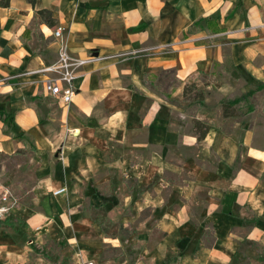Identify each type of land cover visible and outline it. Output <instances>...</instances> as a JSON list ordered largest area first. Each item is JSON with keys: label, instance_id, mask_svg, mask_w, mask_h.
I'll use <instances>...</instances> for the list:
<instances>
[{"label": "crops", "instance_id": "obj_1", "mask_svg": "<svg viewBox=\"0 0 264 264\" xmlns=\"http://www.w3.org/2000/svg\"><path fill=\"white\" fill-rule=\"evenodd\" d=\"M10 1L9 7L0 3V156L61 145L68 152H89L92 164H98L96 142L116 147L113 153L128 150L124 164L131 175L142 178L151 168L158 172L153 204L172 203L159 217L164 235L147 260L170 264L175 256L176 264H230L234 229L248 224L246 209L261 220L264 215V155L256 153L264 152L249 146L246 159L237 164L241 145L219 123L223 112L211 115L205 100L197 117L211 130L199 140L182 102L188 83L218 68L264 77V0ZM41 9L55 12V27L40 21L36 11ZM57 27L64 29L72 54L99 57L81 69L70 104L46 91L48 73L41 71L58 60ZM160 71L174 72L175 89L158 84ZM212 155L219 156L218 163L204 164ZM167 171L171 181L162 177ZM199 189H206L201 225L192 205ZM56 190L50 200L53 214L62 209ZM41 220L32 216L27 222L38 228ZM204 223L214 229L213 246L196 241ZM250 223L251 234L257 233L258 223ZM0 234V258L21 264L19 248L13 250L5 231Z\"/></svg>", "mask_w": 264, "mask_h": 264}, {"label": "rangeland", "instance_id": "obj_2", "mask_svg": "<svg viewBox=\"0 0 264 264\" xmlns=\"http://www.w3.org/2000/svg\"><path fill=\"white\" fill-rule=\"evenodd\" d=\"M227 67L204 73L195 82L196 87L189 89L187 98L183 96L182 104L191 116L192 126L193 117L205 106L197 109L196 96L200 92L209 100L211 115L219 109L224 117L223 104H233L232 109L238 115L224 117L219 123L239 140L237 164H240L246 159L249 146L264 152V77L258 79L246 69H237L241 74L237 78L234 68ZM159 76L158 84L163 88L171 90L179 84L174 72L160 71ZM96 143L98 164H92L89 152L72 153L61 145L52 151L45 148L38 152V148L30 147L26 155L0 156V208L7 207L3 221L0 219V232H6L13 250L19 248L21 264H81L83 258L93 259L97 264H152L146 255L162 240L164 233L158 228V220L163 209L172 205L153 204L156 196L153 184L158 172L151 168L142 178L131 175L124 164L130 151L119 148V152L113 153L116 147H109L104 141ZM121 152L125 155L119 156ZM218 160L219 156L212 155L204 164L213 166ZM162 177L171 181V171ZM62 187L67 188L61 193L62 209L53 214L50 211L53 189ZM163 192L167 200L171 198L170 186ZM6 194L8 200L3 198ZM195 196L192 205L196 223L201 225L199 210L205 203L206 189H199ZM246 210L248 224L234 229L237 242L230 252L233 258L230 264H264V215L261 220ZM32 216L42 219L38 228L29 226L27 220ZM254 221L260 230L251 234L250 222ZM204 225L196 241L213 246L214 229L209 223ZM1 238L2 234L0 241ZM177 258L174 256L170 264H176ZM0 264H7L2 257Z\"/></svg>", "mask_w": 264, "mask_h": 264}, {"label": "built area", "instance_id": "obj_3", "mask_svg": "<svg viewBox=\"0 0 264 264\" xmlns=\"http://www.w3.org/2000/svg\"><path fill=\"white\" fill-rule=\"evenodd\" d=\"M63 32L64 29L62 27H57L54 33L55 38L58 43H60L57 62L42 67L41 71L48 73V76L44 79L46 91L56 100L62 101L65 104H70L72 103L73 97L78 93L79 87L76 85V81L80 77L81 69L91 62L97 61L99 57L89 55L82 58L72 54ZM66 190V187H62L56 190L55 194L60 195ZM3 198L4 200H8V194ZM6 211L7 207L0 208V219ZM81 264L97 263L93 259L83 258Z\"/></svg>", "mask_w": 264, "mask_h": 264}, {"label": "trees", "instance_id": "obj_4", "mask_svg": "<svg viewBox=\"0 0 264 264\" xmlns=\"http://www.w3.org/2000/svg\"><path fill=\"white\" fill-rule=\"evenodd\" d=\"M30 2H32L33 4H36L37 0H28ZM1 5L4 7H9L11 5V1L10 0H1ZM36 15L38 16V18L40 19V21H43L45 23H47L50 27H55L57 24V18H56V14L54 11L48 10V9H41L36 11ZM0 33H1V25H0ZM234 75L237 78L241 77L240 71L239 70H235L234 71ZM196 83H188L185 86L184 89V97L187 98L186 96L188 95V91L190 88L192 87H196ZM196 101H198L197 103V109H201L204 104H205V97H204V93L203 91L200 92L198 94V96H196ZM233 108V104L231 103H224L223 104V111H224V117L225 118H230L231 116H237L238 113L236 111H234ZM9 118V116L5 119V121H7V119ZM13 120V119H12ZM14 121V120H13ZM193 126H194V130L198 135V139L199 140H203L208 133L211 130V126L209 125L208 122H206L205 120H200L197 116L193 117ZM216 147V144L213 146V150ZM17 154L22 153V151H17ZM24 153V152H23ZM22 153V154H23ZM1 221H0V225H1Z\"/></svg>", "mask_w": 264, "mask_h": 264}]
</instances>
